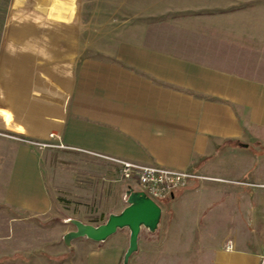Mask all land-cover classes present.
Instances as JSON below:
<instances>
[{
  "label": "crops",
  "instance_id": "obj_1",
  "mask_svg": "<svg viewBox=\"0 0 264 264\" xmlns=\"http://www.w3.org/2000/svg\"><path fill=\"white\" fill-rule=\"evenodd\" d=\"M165 2L154 31L113 49L97 93L80 94L96 100L93 120L110 123L111 132L78 126L79 138L65 141L203 177L169 197L154 231L140 229L127 264H259L264 189L256 185L264 177L249 178L250 166L264 161V5ZM57 113L60 127H32L20 111L0 108V127L59 135L65 124ZM44 160L39 149L0 134V264H122L128 228V238L121 228L98 244L57 242L58 195Z\"/></svg>",
  "mask_w": 264,
  "mask_h": 264
},
{
  "label": "rangeland",
  "instance_id": "obj_2",
  "mask_svg": "<svg viewBox=\"0 0 264 264\" xmlns=\"http://www.w3.org/2000/svg\"><path fill=\"white\" fill-rule=\"evenodd\" d=\"M163 1L167 2L0 0V108L20 111L22 120L32 127H48L52 122L57 128L59 123L54 117L59 115L57 111L63 113L65 129L62 127L59 135L48 131L44 136L34 137L0 127V134L39 149L44 162H49L48 182L58 195V243L66 240L69 232L77 230L74 222L96 227L128 205L129 183L120 177L115 162L122 158L69 144L65 137L79 138L74 130L78 126L89 131L101 125L105 132H111L110 123L93 120L96 100L79 99L80 94L97 93L96 88L109 76L103 74V69L107 71L113 65L112 51L118 48L119 42L154 31L163 18L154 16L160 12L161 5H166ZM183 1L169 0L167 5H180ZM242 1V5H264V0ZM72 85L74 90L64 91ZM64 92L65 99H57ZM91 110L92 115H88ZM93 140L95 136L87 138L88 142ZM259 176L264 177V161L250 166L249 180L252 178L257 183ZM159 204L164 211L170 209L169 198ZM118 233L129 236L126 228ZM41 235L37 233L38 237ZM69 242L75 246L93 243L86 237L69 239ZM67 251H74V247L69 246Z\"/></svg>",
  "mask_w": 264,
  "mask_h": 264
},
{
  "label": "water",
  "instance_id": "obj_3",
  "mask_svg": "<svg viewBox=\"0 0 264 264\" xmlns=\"http://www.w3.org/2000/svg\"><path fill=\"white\" fill-rule=\"evenodd\" d=\"M128 205L118 214H111L106 222L96 227L74 222L76 231L69 232L65 239L86 237L101 242L113 235L118 229L130 231L128 248L124 254L123 264H127L132 253L137 249V239L142 227L154 231L160 222L162 209L141 191L129 188L126 192Z\"/></svg>",
  "mask_w": 264,
  "mask_h": 264
},
{
  "label": "built area",
  "instance_id": "obj_4",
  "mask_svg": "<svg viewBox=\"0 0 264 264\" xmlns=\"http://www.w3.org/2000/svg\"><path fill=\"white\" fill-rule=\"evenodd\" d=\"M119 166L120 177L129 183V188L141 191L160 206V202L171 197L176 191L186 187L192 180L203 179L195 172L164 168L152 165H142L130 161H115ZM264 189V184L256 185ZM161 207V206H160ZM232 248L231 242L227 245ZM264 264V226L263 245L260 263Z\"/></svg>",
  "mask_w": 264,
  "mask_h": 264
}]
</instances>
